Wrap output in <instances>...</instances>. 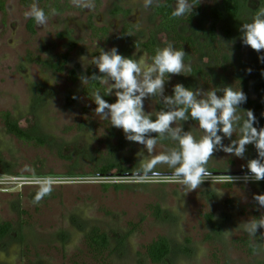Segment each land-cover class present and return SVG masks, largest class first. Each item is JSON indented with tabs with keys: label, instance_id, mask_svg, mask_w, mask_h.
Listing matches in <instances>:
<instances>
[{
	"label": "rangeland",
	"instance_id": "rangeland-1",
	"mask_svg": "<svg viewBox=\"0 0 264 264\" xmlns=\"http://www.w3.org/2000/svg\"><path fill=\"white\" fill-rule=\"evenodd\" d=\"M58 1L61 10L50 14L44 27L36 25L32 34L27 28L30 17L25 16L31 5L0 0V224H11L0 238V264H99L85 246L93 228L105 231L111 243L102 264H155L146 246L160 236L168 240L171 252L158 264H264V229L252 238L239 227L264 214L253 199L264 194V180L242 179L248 173V160L257 157L253 145L247 146L244 158L215 152L208 164L212 175L187 192L171 178L166 165L157 166L158 175L137 176L140 158L136 153L143 146L110 127L83 94L80 76L88 77V69L96 67H85L80 57L97 55L96 44L105 50L115 46L124 55L130 43L145 41L152 32L161 47L173 44L159 27L157 5L145 9L142 0H91L92 8L86 9L72 0ZM222 3L201 0L192 22L182 26V32L192 35L201 48L212 25L211 9L221 8ZM257 3L243 1L238 17L219 26L218 44L230 54L235 45H241L251 69L248 95L264 103V63L258 59L264 50L257 53L243 45L239 31L241 23L250 21ZM117 8L129 14H116ZM93 26L106 27L108 37L98 39ZM125 28L129 29L124 32ZM66 52L67 69L79 76L76 83L67 72L57 73L51 67ZM142 54L146 53L138 49L134 56ZM187 63L211 72L215 65L204 51L189 57ZM216 76L209 85L198 77H186L180 83L205 91L230 86L219 83ZM54 80V85L49 84ZM175 80L173 76L165 86L166 94ZM231 86L237 89L236 84ZM162 107L145 102L146 110ZM4 113L31 139L11 134ZM167 146V141L158 142L154 154ZM104 166L111 167L108 176L94 174ZM229 176L241 179L232 182ZM45 179H51L53 191L34 203ZM215 189L223 190V196H215ZM224 231H232L231 236L225 238Z\"/></svg>",
	"mask_w": 264,
	"mask_h": 264
},
{
	"label": "clouds",
	"instance_id": "clouds-1",
	"mask_svg": "<svg viewBox=\"0 0 264 264\" xmlns=\"http://www.w3.org/2000/svg\"><path fill=\"white\" fill-rule=\"evenodd\" d=\"M72 2L86 9L93 6L91 0ZM200 2L175 0L172 18L193 15ZM142 3L145 9H151L160 0H142ZM25 16L32 18L37 26L44 27L48 23L45 10L35 3ZM239 31L242 44L261 53L264 50V8L257 10L250 21L241 23ZM95 48L97 55L91 58L81 56L80 60L85 67L95 65L101 75H81L80 80L82 85L96 82L103 89L97 87L92 91L95 113L107 120L110 127L122 130L127 141L143 146L136 153L140 158L137 176L158 175L157 166L166 165L171 170V178L191 192L212 175L208 164L215 152L223 151L244 158L247 146L253 145L257 157L248 160V173L242 179L245 182L264 180V127H258L259 121L253 110L240 107L248 99L240 87L238 90L232 86L214 87L205 91L176 83L171 94H166L165 85L173 75L179 76L192 70L190 63L186 62L184 49L168 42L155 51L149 62L146 54L124 56L115 46L105 50L96 44ZM258 59L264 63V55H259ZM55 83L54 80L49 84ZM105 96L114 97V102L109 103ZM146 101L160 103L163 107L159 111L146 110ZM192 121L196 122L195 125L190 123ZM234 134H238L235 139L232 138ZM225 139L230 143L225 145ZM162 140L167 141L168 146L159 154H154L156 145ZM229 178L232 182L241 179ZM52 191L51 179L41 181L33 202L39 203ZM223 194V190L215 189V196ZM253 199L264 208V194L254 195ZM239 227L249 237L255 238L258 229H264V214L244 221ZM231 233L224 231L225 238H229Z\"/></svg>",
	"mask_w": 264,
	"mask_h": 264
},
{
	"label": "trees",
	"instance_id": "trees-1",
	"mask_svg": "<svg viewBox=\"0 0 264 264\" xmlns=\"http://www.w3.org/2000/svg\"><path fill=\"white\" fill-rule=\"evenodd\" d=\"M243 1L248 0H223L221 8L211 9L210 13L212 18V25L209 29L208 39L203 44L202 48L199 46L198 42L192 35H186L182 32V26L184 25V23H191L195 14L200 11V8L196 9L194 11V14L186 19L172 18L171 11L175 0H163L155 7L154 11L155 15L159 18V27L171 36L173 44L176 48L184 49V51L186 52V62L189 57L198 55L199 53L204 51L205 53L213 57V61L215 63L213 72H211V70L208 71L204 69L198 64L191 65V72H185L179 76L173 75L177 79L175 80V84L180 83V80L186 77H198L209 85L212 82L216 81H214V74H216V78H219V83L230 86L236 84L237 90L240 87L246 93L248 98L247 102L245 104H242L240 107L245 110H253L254 115L259 121L258 127H264V115H262L264 114V103L258 100L251 99L248 95L250 91L249 84L251 75L248 73V67L243 52L241 51V45H235L233 47L234 53L230 54L228 52H225L222 49L221 45L218 44L219 26H221V24L226 20H233L238 17L242 10ZM257 2L258 3L256 5V9L253 11L252 16L256 13L257 10L264 8V0H257ZM21 3L24 6H30L33 3H39L41 4L40 7L45 10L48 16L54 12H59L61 10L58 0H21ZM0 6L3 9V3H0ZM114 12L116 14H122L123 16H127L129 14L128 10L122 8H117ZM27 28L32 34L36 33V23L32 18L29 19ZM128 29L129 28H125L124 32ZM92 32L94 36H96L100 40L103 38L106 39L108 37V29L106 27L99 28L93 26ZM160 47L161 46L158 44L157 40L155 39L154 33L152 32L149 38H147L145 41H134L130 43L124 49L123 54L124 56H134V53L138 49H142L146 53L147 58L150 62L151 56L154 55L155 51ZM69 52L58 56L51 67L57 73L67 72L69 79L72 82L76 83L79 80L77 71L73 69H67ZM38 62H41V60L39 59ZM93 73H96L98 75V70L96 68H89L87 71L88 77H90ZM97 87L101 86L96 82L86 84L83 88V94L87 98L92 99V91ZM101 90L103 91L102 87ZM105 99L108 100L109 103L114 102V98L111 96H105ZM3 120L7 130L11 134L22 140L31 139V137H29L20 128L17 122H13L10 120L9 113H4ZM2 161L3 157L0 153V164L2 163ZM110 170V166L99 167L97 169V172L94 174L97 176H108ZM10 228V223L0 224V238H3L9 232ZM85 246L87 251L91 254L92 258L99 264H102L101 260L105 258L106 253L110 250L111 243L105 231L100 228H93L85 237ZM146 252L150 260L153 263L158 264L166 260L171 252V246L165 237L160 236L146 246Z\"/></svg>",
	"mask_w": 264,
	"mask_h": 264
}]
</instances>
